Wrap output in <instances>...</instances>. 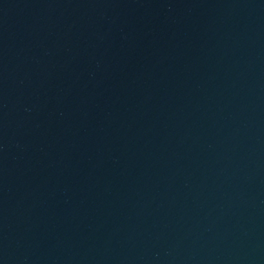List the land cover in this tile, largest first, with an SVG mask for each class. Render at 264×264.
Masks as SVG:
<instances>
[{"label":"water","instance_id":"water-1","mask_svg":"<svg viewBox=\"0 0 264 264\" xmlns=\"http://www.w3.org/2000/svg\"><path fill=\"white\" fill-rule=\"evenodd\" d=\"M0 264H264V0H0Z\"/></svg>","mask_w":264,"mask_h":264}]
</instances>
